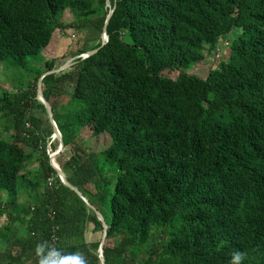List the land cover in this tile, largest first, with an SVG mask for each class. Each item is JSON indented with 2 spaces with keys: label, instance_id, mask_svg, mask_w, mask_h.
<instances>
[{
  "label": "trees",
  "instance_id": "trees-1",
  "mask_svg": "<svg viewBox=\"0 0 264 264\" xmlns=\"http://www.w3.org/2000/svg\"><path fill=\"white\" fill-rule=\"evenodd\" d=\"M108 1L0 0V67L27 80L0 89V243L12 240L0 264H37L53 233L65 254L101 264L100 241L85 237L100 221L49 164L59 144L36 90L56 60L31 65L66 30L94 35L78 55L99 50L41 90L63 143L55 163L109 216L104 264H228L235 250L264 264V0ZM208 54L206 76L191 73Z\"/></svg>",
  "mask_w": 264,
  "mask_h": 264
},
{
  "label": "rangeland",
  "instance_id": "rangeland-1",
  "mask_svg": "<svg viewBox=\"0 0 264 264\" xmlns=\"http://www.w3.org/2000/svg\"><path fill=\"white\" fill-rule=\"evenodd\" d=\"M71 16L68 12H65L62 16L61 21L65 24H68L71 21ZM94 35H90L87 31H81V32H75L73 30H66L64 33L55 34L53 35L51 39L50 45L45 48L41 55L36 59L34 63H32V67L35 69H38L40 71H44V63L45 61H51L56 60V68H59L63 66L68 60L78 57V58H84L82 55H78L79 51L82 48H90L95 43L91 40ZM86 43V44H85ZM218 50L220 53L221 58L219 60H226L228 59L229 54V43H230V36L225 37L223 39H220L218 42ZM212 54L206 55V58L204 62L201 65H195L193 68H191V73L196 74L198 77H205L208 73V69L212 66L211 64ZM71 66H69L64 71H69ZM175 74V73H173ZM171 75L172 78H176L175 75ZM13 75L15 78H18L20 82H22L24 85L26 83V79L22 80L20 78V73L16 70H13L11 68L5 69L4 67H0V89L3 91H10L11 85H19V81H13L12 78ZM29 81V80H28ZM62 88H65L66 91L72 90V83H65L63 84ZM60 101H64V97H59ZM66 100V99H65ZM2 124V123H1ZM0 124V126H1ZM3 137H6L7 134L5 132H2ZM51 143L58 145V141L51 136ZM88 142L94 149L99 152L100 148L102 146H105L104 143H101L100 146H98V143L95 141V139H88ZM108 146V144L106 145ZM104 148V147H102ZM58 150V149H57ZM56 150V151H57ZM55 151V152H56ZM31 170L35 169L34 165L30 167ZM20 211V210H19ZM106 222L109 221V216L105 215ZM7 223V218L4 215L0 214V237L1 235L5 234L7 231L5 229V224ZM17 227H22V224L19 222H16ZM102 232L94 231L93 226H87V229L85 231V237L88 242H99L101 240ZM7 243L2 240L0 243V248L3 249L2 253H4V250L7 248H10V242ZM1 253V252H0Z\"/></svg>",
  "mask_w": 264,
  "mask_h": 264
},
{
  "label": "water",
  "instance_id": "water-1",
  "mask_svg": "<svg viewBox=\"0 0 264 264\" xmlns=\"http://www.w3.org/2000/svg\"><path fill=\"white\" fill-rule=\"evenodd\" d=\"M106 7L109 8L110 7V3L108 0H106ZM114 9V7H113ZM113 9H111L106 17V21H105V24L103 26V29H102V34H101V42H102V45L103 46L108 37L106 35V25L112 15V12H113ZM99 49H96V50H92V51H89L85 54H83L82 56L84 58L88 57V56H91L95 53H97ZM78 59V57H75V58H72L70 60H68L63 66L59 67L58 69H55V70H52L50 72H47V73H44L39 79H38V82H37V90H36V93H37V97L39 99V101L45 106V109L47 110V113H48V116H49V120L52 124V128H53V138H55L57 141H58V144H59V147H58V150L52 154H49V164L50 166L56 171L57 173V176L59 178V180L61 181V183H63L66 187H68L71 191H73L74 193H76V195L81 198L86 204L87 206L92 210V212L95 214L96 218L100 221L101 223V227H102V236H101V240H100V244H99V247H98V253H99V258L101 260V264H104V259H103V247H104V244H105V238H106V229H107V225H106V222L103 218V216L92 206L89 204V202L87 201V199L85 197H83V195L80 193V191L78 189H76L74 186H72L71 184H69L61 169L58 167V165L55 163V157L62 151L63 149V143H62V138H61V135L52 119V112H51V108H50V105L49 103L44 99L43 95H42V90H41V87H42V79L48 75H51V74H58L60 72H63L64 70H66L69 66H71L74 61ZM49 145L47 146V152H49Z\"/></svg>",
  "mask_w": 264,
  "mask_h": 264
},
{
  "label": "clouds",
  "instance_id": "clouds-1",
  "mask_svg": "<svg viewBox=\"0 0 264 264\" xmlns=\"http://www.w3.org/2000/svg\"><path fill=\"white\" fill-rule=\"evenodd\" d=\"M37 264H88L85 255L79 251L65 254L62 249L48 240L40 241L33 249ZM245 253L235 250L231 253L228 264H243Z\"/></svg>",
  "mask_w": 264,
  "mask_h": 264
},
{
  "label": "crops",
  "instance_id": "crops-1",
  "mask_svg": "<svg viewBox=\"0 0 264 264\" xmlns=\"http://www.w3.org/2000/svg\"><path fill=\"white\" fill-rule=\"evenodd\" d=\"M23 199H24V197L22 196V195H20V196H18V198H17V200H16V205H14V211H15V213L17 212H20L19 210V208H20V206H22L23 205ZM13 208V207H12ZM19 223H21V222H19ZM12 241V240H11ZM10 241V242H11ZM11 245H12V243H11ZM11 248H12V251H11V254H15L17 251L16 250H13V247L11 246ZM19 254V253H18Z\"/></svg>",
  "mask_w": 264,
  "mask_h": 264
},
{
  "label": "built area",
  "instance_id": "built-area-1",
  "mask_svg": "<svg viewBox=\"0 0 264 264\" xmlns=\"http://www.w3.org/2000/svg\"><path fill=\"white\" fill-rule=\"evenodd\" d=\"M217 52H218V50H217ZM56 240H57V237H56V235L53 233L50 242H51L53 245H55V244H56Z\"/></svg>",
  "mask_w": 264,
  "mask_h": 264
}]
</instances>
